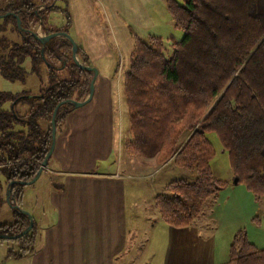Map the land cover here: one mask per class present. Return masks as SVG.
Returning <instances> with one entry per match:
<instances>
[{
	"label": "trees",
	"instance_id": "16d2710c",
	"mask_svg": "<svg viewBox=\"0 0 264 264\" xmlns=\"http://www.w3.org/2000/svg\"><path fill=\"white\" fill-rule=\"evenodd\" d=\"M164 1L175 29L184 35L168 48L161 37L134 39L123 80L129 126L122 144L131 156L172 163L195 174L191 182L170 181L165 193L153 199L164 223L187 228L205 202L228 184L212 173L210 132L228 154L237 183L255 201H264V0ZM55 11L52 0H0V74L10 82H24L33 74L40 83L35 94L0 92V175L16 215L14 223L0 224V235H18L29 226L20 211V183L38 174L52 146L55 109L67 100H85L93 78V72L74 63L67 40L55 37L42 43L35 38L34 23L45 35L68 34V17L66 27L57 31L45 27L42 14ZM77 56L89 67L79 47ZM21 104L29 106L23 114ZM73 109L69 104L57 108L56 129ZM32 232L13 240L19 251L7 256L22 258L32 251ZM224 264H264V249L239 232Z\"/></svg>",
	"mask_w": 264,
	"mask_h": 264
},
{
	"label": "crops",
	"instance_id": "0c3cea01",
	"mask_svg": "<svg viewBox=\"0 0 264 264\" xmlns=\"http://www.w3.org/2000/svg\"><path fill=\"white\" fill-rule=\"evenodd\" d=\"M52 1L57 11L49 13L62 18L45 27L57 31L68 17V34L97 76L91 100L74 108L56 129L49 161L59 182L46 196L50 222L33 224L34 247L22 258L30 257L31 264H114L126 249L129 195L134 198L124 188L118 160H111L115 135L120 142L129 126L124 74L134 39L162 35L147 0ZM226 182L189 227L165 223L166 238L156 240L163 264H224L239 232L264 249V201H255L244 185ZM19 201L21 207L23 197Z\"/></svg>",
	"mask_w": 264,
	"mask_h": 264
},
{
	"label": "rangeland",
	"instance_id": "374dc122",
	"mask_svg": "<svg viewBox=\"0 0 264 264\" xmlns=\"http://www.w3.org/2000/svg\"><path fill=\"white\" fill-rule=\"evenodd\" d=\"M57 4L60 3L58 2ZM146 6L157 17V30L165 40L167 48L172 43L182 39L184 33L182 30L175 29L173 26L172 17L166 9L164 0H147ZM42 18L45 26H48V22L50 24L55 23L56 26L61 21L62 16L59 13H43ZM3 24L4 17L0 16V25ZM36 24L34 23L33 30L39 36H43V30ZM7 36L10 39H14V36L10 33ZM59 39L65 38L60 37ZM54 64L55 66H59L58 62ZM25 67L29 70V61L25 62ZM41 69L45 70L42 67ZM42 73L43 78L46 79V71H42ZM38 79L35 75L29 74L24 82H10L5 80L0 74V92L19 95L35 94L40 86ZM28 108V105L21 104L18 106V111L23 114ZM207 137L215 150L211 161L214 177L224 181L231 180V183H233L235 178L229 165V157L222 148L217 134L210 132L207 134ZM121 140H123V136L120 137L119 142L118 137L115 135L114 152L111 160H118L119 172L126 177L124 180L126 182L124 188L129 194L131 192L134 198H130L129 195V203H132L126 213L127 227L130 232V235L127 237L126 249L123 255L114 261V264H163L162 251L156 240L166 238V232L162 230L164 229L163 227H166V224L160 218H157V213L151 212L154 209V196L159 193H165V186L170 181L183 179L191 182L195 174H192L189 170L177 167L172 163L162 165L156 160H146L145 158L131 156L124 151ZM57 179L58 176L54 173L50 160L47 167L40 173L35 182L22 186L21 198L23 197V202L21 210L26 211L31 216L33 224L35 225L34 228H36L37 224L43 226L47 222H50L48 214L49 204L47 203L46 196L57 185V182H59ZM4 180V176L0 175V187L2 186V189H0V224H12L15 221L16 215H14L13 210L5 200L6 186ZM239 184L244 185L242 182ZM134 203L135 206H133ZM137 205H140V207L137 208ZM49 210L51 212L50 206ZM160 225H162V228ZM132 239H135L134 244L130 242ZM9 251H19L18 243L13 240L0 241V264H31L30 257H8Z\"/></svg>",
	"mask_w": 264,
	"mask_h": 264
},
{
	"label": "water",
	"instance_id": "95a60500",
	"mask_svg": "<svg viewBox=\"0 0 264 264\" xmlns=\"http://www.w3.org/2000/svg\"><path fill=\"white\" fill-rule=\"evenodd\" d=\"M16 19H17V24L20 27L19 20H18V18H16ZM55 37H64L71 44V46H72L71 47L72 58H73L74 63L78 67H80L82 69H87V70L93 72V78H92V80H91V82L89 84L88 95H87V98L84 101L77 102V101H73V100H67V101H64V102L60 103V105L69 104V105H73L74 108H79V107L85 105L87 102H89L91 100V98H92L93 88H94V81H95V78L97 76V70L95 68H93V67H88V66L81 65V63L78 60V56H77V48H78L77 44H76V42L73 40V38L69 34H67L65 32H55V33H51V34L46 35V36H39L37 33H35V38L38 39L42 43L45 42V41H48V40H50L52 38H55ZM60 105H58V107ZM57 108L55 109V111L52 114V122H51V136H52V140H53L52 146L49 149V152L46 155L45 159L43 160L38 174L31 181L21 182L20 184L23 185V186L26 185V184H31V183L35 182L37 180V178L39 177L40 173L42 172V170L45 169L47 164H48V159L51 157V154H52V151H53V146H54V140H55V133H56L55 116H56ZM237 182H238V179L235 178L234 181H233V184H237ZM6 198H7V203L9 204L7 194H6ZM20 211H21L22 214H24V215H26L28 217L29 226L22 233H20L18 235H0V240H16L17 238H20V237L26 235L32 229L33 220L31 219V216L26 211H22V210H20Z\"/></svg>",
	"mask_w": 264,
	"mask_h": 264
}]
</instances>
